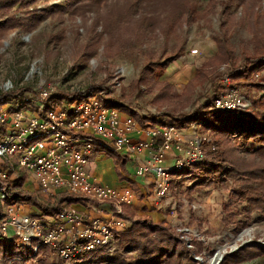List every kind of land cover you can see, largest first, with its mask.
Instances as JSON below:
<instances>
[{
	"label": "rangeland",
	"instance_id": "obj_1",
	"mask_svg": "<svg viewBox=\"0 0 264 264\" xmlns=\"http://www.w3.org/2000/svg\"><path fill=\"white\" fill-rule=\"evenodd\" d=\"M10 18L14 23L0 28V91L19 92V97L50 86L55 105L60 106L68 101L65 94L99 85L104 95L121 99L148 121L156 117L157 122L172 123L203 101L214 83L218 94L227 84L239 87L250 100L249 110L256 109L254 101L263 91L257 84L264 83V67L236 77L232 72H241L243 61L257 56L264 47V0H21L0 7V26ZM221 37L231 51L224 61L214 57ZM192 47L198 51L191 53ZM169 56L175 58L163 66ZM145 65L148 72H143ZM59 93L64 96L60 98ZM9 103L3 102L5 106ZM184 126L187 130L196 127L208 139H219L220 148L260 146L237 132L226 139L198 121ZM237 157L244 168L264 165V159ZM91 159L94 173L110 184H119V169L133 175L131 159L121 166L112 152L104 150L94 151ZM239 174L237 177H246ZM234 179L191 187L192 175L172 174L167 196L160 206L153 205L169 216L162 219L182 240L192 264H219L225 253L250 242L258 243L263 252L242 254L236 264H264V216L254 210L250 223L232 230V215L240 217L247 193L229 199ZM21 187L31 191L37 202L55 200L40 194L28 181ZM135 189L138 199L151 193L147 189L140 195L138 186ZM20 201L28 211L36 212V203ZM225 201L229 204L223 209ZM140 205L139 201L133 209ZM133 209L132 217L125 214L129 223L120 232L127 230L134 217L144 214ZM19 249L20 255L11 264H20L19 259H25L22 264H71L47 246L40 247L38 254L24 246ZM1 260L0 264H7Z\"/></svg>",
	"mask_w": 264,
	"mask_h": 264
},
{
	"label": "built area",
	"instance_id": "obj_2",
	"mask_svg": "<svg viewBox=\"0 0 264 264\" xmlns=\"http://www.w3.org/2000/svg\"><path fill=\"white\" fill-rule=\"evenodd\" d=\"M197 51V47L190 49L191 53ZM252 74L257 76L258 72ZM52 90L44 86L36 95L32 92L7 106L0 104V177L11 181L23 172L25 179L45 196L53 198L66 192L108 206L100 207L102 214L75 204L55 214L30 212L18 199L4 202L0 184V235L32 249L34 254L47 246L70 263L96 249H113L115 234L129 223L123 205H130L135 197L128 183L108 184L94 175L90 169L94 151H145L146 157L135 167L134 174L153 175L157 203L167 196L172 169L205 156L203 141L208 137L196 127L187 130L186 126L165 121L141 124L131 114L104 105L96 94L48 106ZM249 105L244 92L231 84L214 98L213 104L223 110L247 109ZM133 132L139 136L133 137ZM168 152L172 160L164 163Z\"/></svg>",
	"mask_w": 264,
	"mask_h": 264
},
{
	"label": "trees",
	"instance_id": "obj_3",
	"mask_svg": "<svg viewBox=\"0 0 264 264\" xmlns=\"http://www.w3.org/2000/svg\"><path fill=\"white\" fill-rule=\"evenodd\" d=\"M18 1L21 0H0V7H8ZM25 1L29 2L33 0ZM10 20L11 21L8 24L7 20L2 22L4 25L0 26V28L2 29L6 26H11L14 23V19L10 18ZM216 42L217 50L214 57L219 61L229 59L231 51L226 39L221 37ZM175 56L165 58L162 65L167 66ZM247 58L243 61L244 69H242L241 72H232L233 77L263 68L264 47H261L258 50L257 56L252 59ZM201 70L202 69H200V71ZM145 71L148 72L147 65L143 68V72ZM257 87L263 91L254 101V104L258 105L255 110H223L215 108L213 104L214 98L218 95V87L214 83L209 94L205 96L203 101L191 111L185 113L182 119H175L172 122L178 126H184L192 121H198L203 123L210 130L218 134H224L226 139L229 133L237 132L242 134L247 140L252 139L259 143L260 146L254 149L245 144H231L220 148L219 139L209 138L203 141L205 156L201 160L182 168L172 169V174L174 175H192L193 181L191 183L193 184L191 187L200 184L209 185L212 182L225 183L229 177H236V179H234V185L230 190L229 199L231 197L240 198L246 191L247 193L242 198L244 199L245 204L242 207L243 209L241 210L240 217H235V215L231 214L234 216L232 227L234 232L250 223L253 219L251 213L254 210L258 212V216H264V185L262 184L264 183V165H257L255 168H244V162L237 157L238 155H241L244 158L246 157V159L252 157L264 159V83L257 84ZM86 92H91L90 94H98L97 97L106 106H114L119 109L127 110L129 114L137 118V121L141 124L157 122L156 117H153L150 122L146 117L139 116L134 109H131L130 106L124 103L121 99L104 95L103 88L99 85H89L84 91L65 94V96L71 101L80 99L86 94H89ZM36 93V90L33 91V95ZM18 94L19 92L14 91H0V103L12 101L19 97ZM54 96L55 95H52L51 93L49 101L47 102L48 106L57 103L55 100L56 96ZM59 96L61 98L64 94L59 93ZM110 152L115 156L118 163L123 166L127 156L116 151ZM230 152L237 153V155L231 156L229 155ZM117 173L121 176L119 170ZM239 173H243L246 177H237L240 175ZM24 177L25 175L23 172L11 181L0 177V184H2L5 193L4 202L9 203L17 199L34 202L38 205L41 213L55 214L66 204L80 199V197L74 194L62 193L51 203L43 204L37 202L31 191H27L21 187ZM249 178H252V180ZM228 204L229 202L225 201L223 209H225ZM123 210L126 215L132 217L133 211L129 205L124 204ZM222 219H224V217H222ZM18 247L21 246L16 245L13 240L0 235V259L5 261L16 259L15 257L19 256L21 253V250H18ZM128 252L133 255H126ZM262 252L263 251L258 243L252 244L250 242L246 246L240 247L237 250L225 253L219 264H236L242 260V254L256 255L261 254ZM31 253H33V251ZM19 260L21 261L20 264L25 262V259L24 261L21 259ZM52 264L55 263L52 262ZM71 264H192V260L189 256L188 249L184 247L182 240L173 235L171 225L163 219L154 221L148 213L144 212L141 217H134L132 221H130L127 230L115 234V243L112 250H107L105 248L96 249L83 254L80 261H73Z\"/></svg>",
	"mask_w": 264,
	"mask_h": 264
},
{
	"label": "crops",
	"instance_id": "obj_4",
	"mask_svg": "<svg viewBox=\"0 0 264 264\" xmlns=\"http://www.w3.org/2000/svg\"><path fill=\"white\" fill-rule=\"evenodd\" d=\"M183 65V64H182ZM189 67H186V69H188ZM148 123V122H147ZM145 124V123H144ZM132 136L133 137H136V136H139L137 133L133 132L132 133ZM122 155H126L127 156V159L125 161V163L128 161V160H133V175H129L126 171V169L124 168V170H120V174L121 176L118 175V178L120 179L119 181V184L123 183H128L130 186H132L135 190V197H134V200L133 202L129 205V207L131 209H133V205H136L139 201L141 202V207L140 208H137V209H133L135 212H146L148 214H150L152 216V218L154 220H159V219H162V218H165V219H170L169 216L167 214H165V212H163L161 209L157 210L155 208H153V205L154 206H160L159 204H162L159 203V202H155V198H154V194H153V188H154V182H153V175L151 173H145L144 175H135L134 174V170H135V167L138 165V163L146 157L145 155V151L139 153V154H129L125 151H116ZM171 159V153L168 152L166 153V156H165V159H164V163H168L170 162ZM90 169L92 170V172L94 173V163L93 161L90 162ZM94 175L101 181V182H104V183H108L104 176L103 175H97L94 173ZM27 180L25 179L24 177V180L23 182H26ZM29 182V181H28ZM30 183V182H29ZM110 184V183H108ZM31 185V183H30ZM33 186V185H32ZM135 186H138L140 192L139 194L142 195V194H146V191L147 189L150 191L151 190V193L149 195H145L144 197H141L140 199L137 198V191L135 189ZM33 188H35L33 186ZM36 189V188H35ZM37 190V189H36ZM38 191V190H37ZM39 192V191H38ZM40 193V192H39ZM62 193H66V192H61V193H58L55 197H53L54 199H56L60 194ZM41 194V193H40ZM43 195V194H42ZM44 196V195H43ZM78 196V195H76ZM80 197L79 200H76V201H72L68 204H66L65 206L69 205V204H75L76 206H78L79 208H84V209H87L89 210L90 212L94 213V214H102L101 211H100V207H107L108 204L103 202V203H100L94 199H88L87 197H82V196H78ZM52 198V197H51ZM26 202V201H25ZM158 204V205H157ZM28 205V203H27ZM33 205V204H32ZM26 210H29L26 208V206L24 207ZM34 211L37 212H40V209L38 208H35ZM43 214H49V213H43Z\"/></svg>",
	"mask_w": 264,
	"mask_h": 264
}]
</instances>
